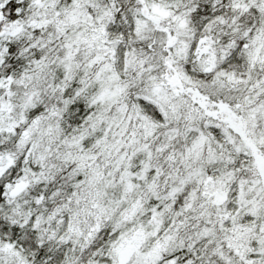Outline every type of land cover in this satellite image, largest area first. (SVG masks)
I'll use <instances>...</instances> for the list:
<instances>
[{
	"label": "snow or ice",
	"instance_id": "obj_1",
	"mask_svg": "<svg viewBox=\"0 0 264 264\" xmlns=\"http://www.w3.org/2000/svg\"><path fill=\"white\" fill-rule=\"evenodd\" d=\"M0 264H264V0H0Z\"/></svg>",
	"mask_w": 264,
	"mask_h": 264
}]
</instances>
